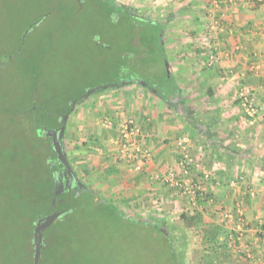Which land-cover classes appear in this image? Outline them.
Returning a JSON list of instances; mask_svg holds the SVG:
<instances>
[{
    "label": "crops",
    "instance_id": "1",
    "mask_svg": "<svg viewBox=\"0 0 264 264\" xmlns=\"http://www.w3.org/2000/svg\"><path fill=\"white\" fill-rule=\"evenodd\" d=\"M166 1L154 2L159 5ZM177 2L181 9L177 5L174 15L181 10L185 14H178V17L188 19L182 20L186 22L187 32L171 29L169 35L170 47L169 51L166 48V53L171 62L173 83L190 118L197 117L203 123H218L217 135L211 139L219 141V146L212 144L204 134L197 133L188 120L189 116L172 108L156 90L138 82L110 85L89 94L68 114L61 141L71 162L72 177L75 173L82 176L130 217L140 215L147 221L166 222L169 219L161 214L162 211L156 210L155 201L160 199L162 206L163 203L166 205L165 213L174 209L176 212L181 202L174 198L170 200L171 189L160 178L170 169L180 172L181 138L190 134L192 152L200 162L201 170L213 172L209 187L213 189L215 199L213 203L203 204L197 218L191 217L200 227L198 233L204 251L197 263L264 264V0L224 3L221 11L224 27L217 40L209 38L207 33L212 25L208 0ZM217 15L220 16L219 11ZM176 19L171 22H177ZM213 48L219 52V58L214 65L208 66V52ZM240 90L256 96L260 112L254 124H249L245 118L243 101L238 98ZM194 96H202L201 100L205 102L201 104L206 103L210 110L207 114L195 109L197 105L201 107L196 101L189 102ZM189 105L193 108L190 109ZM128 117L134 118L142 127L146 142L154 150L151 162L141 172L118 159V123ZM107 119L113 124L107 125ZM68 149L72 150V157ZM242 173L247 175L245 181L239 178ZM234 180L237 182L233 186L231 181ZM238 203L242 206L248 228L244 242L252 247L251 259L228 245L233 224L222 221L219 211L222 207L236 213ZM212 223L224 228L217 235V241L225 246L211 248V242L205 239L204 230Z\"/></svg>",
    "mask_w": 264,
    "mask_h": 264
},
{
    "label": "rangeland",
    "instance_id": "2",
    "mask_svg": "<svg viewBox=\"0 0 264 264\" xmlns=\"http://www.w3.org/2000/svg\"><path fill=\"white\" fill-rule=\"evenodd\" d=\"M57 1L59 0H0V60L7 62V67L0 62V234L5 219L10 222L9 228L12 226L14 216L11 213L6 216L3 207L8 200L15 199L18 195L15 181L18 179V170L24 167L16 165L15 169L14 162L7 165L2 154H8L15 147L25 150L32 146L35 138L34 122L31 115L26 113L27 110H21L30 104L31 98L34 100L35 95L45 94L47 99L54 98L57 104L66 105L69 104L67 100L87 89L115 85L131 76L152 81L164 70V66L155 60L160 58L161 52L157 48H152V51V44L146 43L145 38L142 39L147 31L146 25H141L142 31L141 27L134 30L127 20L108 16L95 4L90 8L92 13L80 15L76 24L74 20L73 24L52 18L50 21L47 13L40 14L50 6L56 7ZM154 1L156 0H119V3L166 24L163 40L169 51L171 29H179L180 33L187 32L186 22L182 20L188 18L178 17V14H185L181 10L176 11L177 16L174 15V8L177 5L179 8L177 0H168L159 5ZM40 16L38 21H33ZM172 18H178L177 22L172 23ZM31 30L32 34L28 36ZM53 31L55 32L52 34ZM21 40L22 43H19ZM23 46H31V49L41 46L45 52L40 62L39 82L36 83L35 90L32 73H26L22 62L16 56L15 51ZM172 82L173 79L169 83L171 87L174 86ZM30 91L33 97L30 96ZM95 91L92 93L95 94ZM27 94L30 98L28 100L24 97ZM195 97L189 102L196 101L201 107L197 105L195 109L203 115L207 114L210 110L206 103L201 104L205 102L201 100L202 96ZM75 103L76 101L72 106H76ZM86 106L90 107L87 103ZM189 108H193L192 105ZM71 128L70 125L69 129ZM18 142L20 144L17 145ZM68 150L72 157V150ZM19 156L27 169L33 165L32 154ZM102 189L104 191L105 188ZM136 218L145 219L140 215ZM76 221L80 225L73 228L74 232L67 227L58 230L61 234L67 233L72 237L67 240L65 234L62 236L64 258L60 254L57 257L53 255L46 264L55 260H58V264H171L166 250L167 244L173 243L172 240L179 248V253L181 250L185 251L183 264H198L196 260L204 252L198 233L200 227L188 216H174L166 222H155L168 231L169 237L166 239L143 224H136L128 218L122 222L117 221L100 209H93L91 213L79 212ZM15 227L14 224L13 229ZM20 244L28 249L30 242L25 243L22 239ZM1 253L3 258L2 251L0 258Z\"/></svg>",
    "mask_w": 264,
    "mask_h": 264
},
{
    "label": "trees",
    "instance_id": "3",
    "mask_svg": "<svg viewBox=\"0 0 264 264\" xmlns=\"http://www.w3.org/2000/svg\"><path fill=\"white\" fill-rule=\"evenodd\" d=\"M94 4L96 7L100 8L101 11L108 14V16L127 20V22L130 23L129 25L133 26L134 30L141 27L142 31L141 25H144L143 27L146 25L145 29H147V31L146 34L142 36V39L145 38L144 41L146 43L152 44V51L154 48H157L159 52H161L160 58L155 60L164 66L162 74L159 73L156 75V78L152 81L142 77L131 76L125 77L120 82H138L144 84L150 90H156L157 95L168 100L172 108H176L178 112L187 116V110L181 105L183 100L181 99L182 96L178 88H176V86H169L173 77L170 71V61L166 53V45L163 40L166 24L162 21L146 16L140 11L125 7L119 3V0H59L56 2V7L50 6L40 14L44 15L47 13V19L50 21L52 18V20L64 21L66 24H73L72 22L75 21L74 24H76V20L80 15H89L92 13L90 8ZM40 18L41 16L35 18L33 21H38ZM27 26L25 28H27ZM34 27L35 26H33V28ZM32 31L33 30L29 31L28 36L32 34ZM54 32L55 31H53L52 34ZM22 41L23 40L19 43H22ZM31 46H23L19 51L16 50L15 52L17 58L22 62V66H24L26 73H32L33 87L35 90L37 86L36 83L39 82L40 62L45 52L41 46L37 48L39 45L36 46V48L34 47V49H31ZM121 83L117 82L115 85ZM172 84L174 83L172 82ZM108 86L109 85H101L87 89L75 98L69 99V101L67 100L69 104L66 105L57 104L54 98L47 99L45 94L43 96H38L37 94L34 100L31 98L30 104H28L27 107L21 109L22 112L27 110L26 113L31 115L32 121L34 122L33 131L35 133V138H33L32 146L30 145V147L25 150L15 147V149L12 148L7 152L8 154H2V157L3 155L5 157L6 163H8L7 165L10 166L12 162H14L15 166H24L23 169L18 170V179L15 181L18 195L15 199L8 200L3 207L4 214L9 216L11 213L14 218L10 228L9 221L5 219V221L2 222V234H0V247L3 248V250L0 248V251L3 252V258L2 253L0 258L2 264H34L37 244V239L35 237L36 226L48 215L58 211L61 212V215L50 226L43 230L39 264H46L48 258H52L53 255L57 257V255L60 254V256L64 258L62 236L65 234L67 240L72 237L70 238V235L67 233L61 234L58 230H60V228L64 230L67 227L74 232L73 228L79 227L80 225V223L76 221V216L79 212L91 213L93 209H100L102 213L106 214L108 217L120 222L128 218L133 220L136 224H143L144 227L156 231L160 236L165 237V239L169 237L168 231L165 230L164 226L144 219L130 217L122 212L117 205L104 198L95 188L89 185L88 182L84 181V178L79 174L75 173L74 177L69 178L66 165L58 159V154L53 146V138L51 135L47 134V131L59 129L65 124L63 118L73 110V102L76 101L75 104H77L84 100L93 90L108 88ZM26 89L29 90L28 87H26ZM30 93V96L33 97L32 91H30ZM24 97L27 98V100L30 99L28 94ZM175 98L180 99L178 101L173 100ZM213 119H215V117ZM188 120H191V124L195 128V131L201 135L204 134L208 140L217 135L215 129L218 123L216 121L203 123L197 117L190 118V116ZM210 127L213 128L210 129ZM209 141L215 146H219V141H212V139ZM18 144H20V142H18L17 145ZM19 154H32L33 165L27 169ZM14 168L16 169L17 166ZM182 218H184V216ZM195 218H197V216ZM195 218H191L193 223H195ZM14 224L16 226L15 229H13ZM223 230L224 228L217 223H212L205 228V239L207 242H211V248L225 246L224 243L219 245V241H217V235L221 234ZM22 239L25 243L30 242L28 249L20 244ZM172 242L173 243L167 244V257L171 260V264H183L185 251L181 250V253H179V248L176 247L173 240ZM51 264H58V260L53 261Z\"/></svg>",
    "mask_w": 264,
    "mask_h": 264
},
{
    "label": "built area",
    "instance_id": "4",
    "mask_svg": "<svg viewBox=\"0 0 264 264\" xmlns=\"http://www.w3.org/2000/svg\"><path fill=\"white\" fill-rule=\"evenodd\" d=\"M208 12L212 16V25L208 27V36L213 40H217L218 33L223 29V4H230L233 0H208ZM220 13V16L217 13ZM216 14V15H215ZM219 58V52L216 48L210 49L208 52L207 65H214ZM238 98L243 101V109L245 118L249 124H254L260 112V107L255 94L240 90ZM107 125H112L111 119L105 120ZM117 143L119 145L118 159L132 166L136 172L144 171L146 165L151 162L154 156L152 145L146 142V134L142 127L134 118L128 117L118 123ZM180 172L170 169L161 176L164 185L171 189L170 200L176 199L181 202L179 209H175L170 213L167 212L166 205L160 199L155 201L156 210L162 211L167 219L175 215L177 218L183 216H196L203 204L206 202L213 203L214 193L209 184L213 182V172L210 170H201L200 162L195 158L192 152V138L190 134H185L181 138L180 156L178 159ZM247 175L242 173L239 176L241 181L246 180ZM264 181V178H263ZM211 182V183H210ZM237 180L231 181V185H236ZM217 186V183L216 185ZM174 198V199H173ZM201 201V202H200ZM172 204H176L173 202ZM202 209V208H201ZM222 221L233 224L232 232L228 245L241 250L247 259L253 257L252 247L249 243L244 242L247 234V226L244 218L242 206L238 203L236 213L232 209L220 208Z\"/></svg>",
    "mask_w": 264,
    "mask_h": 264
},
{
    "label": "water",
    "instance_id": "5",
    "mask_svg": "<svg viewBox=\"0 0 264 264\" xmlns=\"http://www.w3.org/2000/svg\"><path fill=\"white\" fill-rule=\"evenodd\" d=\"M66 117H68V114H66L63 118V121L65 122ZM64 125H62L59 129L56 130H49L47 131V134L51 135L53 138V146L55 151L58 154V159L62 161L67 168V172L69 177L73 176V169L71 164L69 163L68 157L64 151L63 145H62V136L64 132ZM61 215V212H54L51 215H48L42 222H40L35 229V237L37 239L36 244V256L34 260V264H39L40 257H41V247H42V240H43V230L50 226L59 216Z\"/></svg>",
    "mask_w": 264,
    "mask_h": 264
},
{
    "label": "flooded vegetation",
    "instance_id": "6",
    "mask_svg": "<svg viewBox=\"0 0 264 264\" xmlns=\"http://www.w3.org/2000/svg\"><path fill=\"white\" fill-rule=\"evenodd\" d=\"M12 58V57H11ZM0 62H1V64L4 66V67H7V62H4V61H2V60H0ZM69 178H71V177H69Z\"/></svg>",
    "mask_w": 264,
    "mask_h": 264
}]
</instances>
